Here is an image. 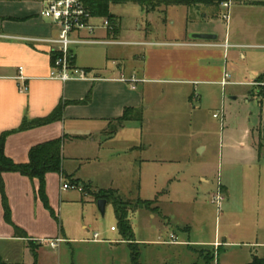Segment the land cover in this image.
<instances>
[{
  "label": "crops",
  "instance_id": "obj_1",
  "mask_svg": "<svg viewBox=\"0 0 264 264\" xmlns=\"http://www.w3.org/2000/svg\"><path fill=\"white\" fill-rule=\"evenodd\" d=\"M44 1L0 0V133L16 128L23 120L49 114L59 102L82 100L89 92L90 97L85 103L65 104L60 120L8 135L4 153L16 163H25L32 146L64 136L61 146L62 170L73 178L82 180L65 170L64 152L68 140L77 141L82 137L81 133L88 132L89 135L104 134L107 141L116 139L123 150L138 148L142 128L135 120H140V117L124 121L120 125H117L116 119L125 108H132L134 113L141 115L140 107L146 85L165 82L196 85L198 89L195 99L199 101V106L194 110L198 109V116L206 109L221 108L224 111L223 119L226 124L220 130L217 152L221 170V180L218 183L227 197L225 206L230 214H237V224L241 223L244 228H250L252 222L259 223L252 240H228L232 238V234L220 240L215 230L210 240L189 242L207 246V249L213 251L221 249L224 253L227 247L241 243L244 249L249 250L251 259L248 262L253 256L264 257V77L257 80L258 76L264 75V0H229L231 25L222 34L213 29L210 20L193 21L192 28L186 29L180 40L144 39L134 42L142 46L133 54V59L138 60L140 67L127 72L116 60L111 61V65L115 67L108 68L106 63L99 67L103 71H109L110 75L98 72L94 67L99 66L98 64L88 63V58L103 55L100 47H92V54L88 58L81 55L78 57L71 48L74 66L88 69L93 78L67 81L49 77L55 45L41 40H28L56 36L54 24L40 15ZM202 1L204 0H198L194 5L206 4ZM210 1L212 3L209 5L217 3L220 8V3L225 0ZM251 7L258 10L255 16L249 17L244 9ZM206 17L207 14H204L203 18ZM194 32L215 33L217 38L210 41L192 39L190 34ZM105 34V37L92 35L95 42L82 44L108 46L121 43L116 39L119 28L116 31H106ZM225 42L229 47L222 46ZM233 49L238 50L240 58L247 63L243 69H234L230 73L227 58ZM19 66L23 67L22 74L26 78V92L18 90L16 76ZM225 72L229 74V78L226 84H222ZM132 76L137 80L135 83L142 85L140 91H137L135 83V87L131 88L126 81ZM240 93L256 98L258 105L256 114L253 116L250 112L249 121L243 125L235 122V112V117L230 122L229 106L226 107L225 100L226 96L227 99H235ZM244 101L249 103L246 96ZM112 126L115 131L109 133ZM130 132L132 134L128 135ZM2 177L11 220L25 231L26 236H14L13 227L4 219L0 195V243L6 242L18 247L12 257L1 254L0 257L8 264H39L35 259L36 251L34 256L32 248L35 250L39 246L36 243L40 239L60 238V244L66 242L67 238L60 230L58 220L50 215L36 195L37 179L30 180L17 172H4ZM60 179L64 180L59 173L48 172L45 175L46 195L56 217L55 209L61 196ZM53 194L55 197H52ZM97 240L98 237L95 239L93 235L89 241L98 242ZM218 264H228L227 257L224 256Z\"/></svg>",
  "mask_w": 264,
  "mask_h": 264
},
{
  "label": "rangeland",
  "instance_id": "obj_2",
  "mask_svg": "<svg viewBox=\"0 0 264 264\" xmlns=\"http://www.w3.org/2000/svg\"><path fill=\"white\" fill-rule=\"evenodd\" d=\"M195 3L189 0L185 5L148 9L131 0L113 2L109 12L115 16L119 28L116 39L121 43L71 47L78 57L84 58L92 54V47L102 48L101 57L93 56L87 62L98 64L94 67L103 75H110V72L99 67L103 63L108 68L115 67L111 65L112 60L121 63L126 72L131 71L140 67L133 54L142 48L134 42L180 40L186 29L192 28L193 21L210 20L219 34L229 28L231 10L226 23L221 18L225 9L219 8L217 3L198 6ZM257 10L251 7L244 12L252 17ZM204 14H207L206 18H203ZM104 19L95 17L91 23L101 26ZM106 31L109 32L99 27L93 35L105 37ZM227 63L231 73L234 69H243L247 62L240 58L238 50L233 49ZM135 85L137 91L142 89L140 83ZM197 89L196 85L178 82L146 85L140 120H135L142 128L138 148L123 150L116 139L107 141L104 134L89 135L88 132L81 133L82 137L77 141H67L65 170L80 177L85 185L74 184L75 188L66 189V193L60 187L61 196L55 211L59 228L67 239L57 243L56 247L39 242L35 248V259L39 264H131L111 200L106 202L103 215L97 208L99 191H113L131 204L138 199L151 201L149 208L132 209L128 215L133 239L138 243L140 264H206L207 261L218 264L224 256L228 264H244L251 259L249 250L241 243L227 247L224 253L221 249L213 251L189 242L210 240L215 230L220 240L228 234L233 235L228 240H252L259 223L252 222L250 228L237 224V214H230L225 206L227 197L223 190L220 206L212 201V194L221 180L217 146L220 130L226 122L221 108L202 109L198 116V109L194 110L199 106L195 99ZM244 96L249 103H245ZM225 100L230 122L237 115L234 119L237 125L246 124L250 112L254 116L258 109L257 99L248 94L240 93L235 99L226 96ZM62 181L66 182L60 179ZM94 233L98 234V242L89 241ZM17 248L6 242L0 243V254L12 257Z\"/></svg>",
  "mask_w": 264,
  "mask_h": 264
},
{
  "label": "trees",
  "instance_id": "obj_3",
  "mask_svg": "<svg viewBox=\"0 0 264 264\" xmlns=\"http://www.w3.org/2000/svg\"><path fill=\"white\" fill-rule=\"evenodd\" d=\"M84 5L89 9L91 14L96 17H105L112 22L111 31L117 30L116 19L113 14L109 12V6L113 2L127 1V0H82ZM140 4L143 8L153 9L158 6L169 5H185L189 0H131ZM194 2L198 0H192ZM200 1V0H199ZM203 3H212L210 0H204ZM110 31V30H109ZM53 58V56H52ZM51 58V60H52ZM71 64L74 65V55L71 59ZM88 70V69H86ZM264 75L258 76L257 80L263 79ZM90 92L82 99L78 101H62L53 109L52 112L45 116L37 117L32 120H23L16 128L5 130L0 133V195L4 213V219L14 229L15 237H25V231L15 225L11 220V211L8 204L7 196L4 189V181L2 174L4 172H17L21 175L27 176L30 180L37 179L38 188L36 195L41 200L43 206L48 210L50 215L57 221V217L51 208L48 197L45 191V175L48 172H55L62 175L63 179L70 184L85 185V182L73 178L71 175L66 174L62 170V155L61 146L64 136L51 139L42 143H38L32 146L28 151V161L25 163H16L10 157L4 153V144L8 135L31 129L34 127L46 125L62 118L63 107L67 103H85L89 100ZM139 114L134 113L132 108H125L120 117L116 119L117 125L122 124L124 121L130 119H139ZM113 128L109 133H113ZM104 198L106 202L111 200L114 210V215L117 219L122 239L127 242V247L130 254L131 264H140L139 262V250L138 243L133 239L132 228L128 219L129 210H135L138 208H149L151 201L138 199L135 204H131L129 201L122 200L118 195H115L113 191H99L96 195V199ZM35 244L34 242H32ZM37 245L39 243H36ZM33 255L35 256V250L32 248ZM212 253V252H211ZM0 264H8L4 262L0 257ZM206 264H210L208 261ZM246 264H264V257L253 256L252 260Z\"/></svg>",
  "mask_w": 264,
  "mask_h": 264
},
{
  "label": "built area",
  "instance_id": "obj_4",
  "mask_svg": "<svg viewBox=\"0 0 264 264\" xmlns=\"http://www.w3.org/2000/svg\"><path fill=\"white\" fill-rule=\"evenodd\" d=\"M220 5L225 9V12L221 13V18L224 21H227L229 17L230 1H222ZM40 15L54 24L57 30L56 36L46 39L28 38V40H41L55 45V48L52 51L53 58L51 61L49 77L61 81L93 78L88 70L75 67L71 64L73 56L71 46L95 42V38L92 37L94 30L99 27L111 30L113 25L112 22L105 18L101 26L91 23V19L95 18V16L91 14L82 0H45L40 10ZM83 31H85L87 35H82ZM222 46L227 48L229 47V44L225 42ZM22 70L23 67L19 66L18 75L16 76V80L18 81L17 86L18 90L26 92L28 86L25 83L26 78L23 76ZM228 78L229 74L225 72L222 84H226ZM126 81L130 84L131 88H134V83L137 80L132 76L129 79H126ZM213 116L216 117V114L214 113ZM61 187L63 190L74 189L75 185L68 182H62ZM221 192L222 188L218 183L217 191L212 194V201H214L217 206H220V201L223 198ZM111 229H114V227ZM97 237L98 234L94 233V238L96 239ZM60 241V238H44L39 240L40 243H45L50 247H56L57 243Z\"/></svg>",
  "mask_w": 264,
  "mask_h": 264
},
{
  "label": "water",
  "instance_id": "obj_5",
  "mask_svg": "<svg viewBox=\"0 0 264 264\" xmlns=\"http://www.w3.org/2000/svg\"><path fill=\"white\" fill-rule=\"evenodd\" d=\"M190 37L192 39L207 41L215 40L217 38L216 34L209 32H194L190 34ZM105 204L106 200L104 198L97 199V208L102 215L104 214Z\"/></svg>",
  "mask_w": 264,
  "mask_h": 264
}]
</instances>
